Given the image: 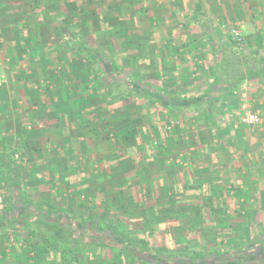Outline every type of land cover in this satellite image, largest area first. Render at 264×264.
I'll return each mask as SVG.
<instances>
[{"label":"rangeland","instance_id":"rangeland-1","mask_svg":"<svg viewBox=\"0 0 264 264\" xmlns=\"http://www.w3.org/2000/svg\"><path fill=\"white\" fill-rule=\"evenodd\" d=\"M52 1L54 7L48 4V0H23L24 4L21 0H0V127L8 139L9 149L13 158L15 154L19 155V159L24 158L20 160L14 158V169L19 172L21 178H27L28 170L34 166L48 172L47 174L51 177L50 181L51 179L57 181L59 178L61 181L62 173L69 176L72 174L73 176L68 178V181H72L70 183L72 187L59 188V195L57 196L68 200L69 205L73 206L76 211L86 212L93 219L97 218L101 222L108 220V216L103 215L104 212L105 214L111 213L112 218L116 219L115 216L117 217L121 210L128 207L124 205V201L130 200V198L129 194L125 193L122 199H110L112 188L114 187L113 177L124 181L125 176L130 173V169L135 165L128 158L117 160L116 163L114 162L116 165L109 166V168L101 162L102 155L106 154L107 149L114 152L115 146L109 136L110 132L107 130H111L108 123V120L111 119L110 114L108 115L109 117L103 119L97 115L98 112H111L113 111L112 108L121 105L125 110L119 117H124L125 119L127 117L126 112L135 109L134 100H122L117 104L107 103L109 99L105 98L104 101L102 97V82L96 78L95 72L86 66L85 61L82 58H73L70 54L71 50L66 46H64L63 52L58 53L56 51V47L62 43L63 38L57 34L53 26L50 16L53 8L64 13L65 23L76 24L78 26L76 31H81L84 39L97 44L106 55L112 57L115 61L123 62L126 67L129 65L131 70L136 69L139 75L145 77L153 85L164 90L167 87L166 91L168 93L181 92L186 93L188 96L199 93L200 88L204 85V80L193 82V80L188 79L175 84L168 81L169 78H163L160 71L166 65L174 70L176 63L172 61V56L169 52L170 46L182 51L181 53L184 54L192 53L196 55V52L198 54L200 51L201 54L194 58L196 59L195 61L205 66H211V54H209L208 45L205 44L202 47L203 43H207L202 30L199 29V24L191 19L190 12L193 8L197 7L200 9L201 18L214 30L220 42L227 46L230 45L232 39L234 40L231 30L235 28L239 32L240 44L247 45L251 43L259 46L263 51L264 27L263 30H259V24L264 23V9L259 5L260 0ZM80 1L83 3L87 13H80V17L77 20L72 19L71 11L78 9ZM179 3H181V6ZM110 5H113L115 9L119 5H123V7L118 13H113L108 8ZM252 9H258L257 12L261 11L263 13L252 19L251 15L254 17L253 14H250ZM40 10L46 13V18L42 20H38ZM34 12H37V15ZM122 23L128 24L129 28L134 27L136 24V26L142 25L145 29H148L147 32L145 31V35L139 31L136 34L137 36H134L137 39V45L135 46L133 40L134 45L132 44V46L135 48H131L127 41H123L122 46L118 45V39H125L124 33H121L119 28V24ZM28 29L31 30L30 34L34 33L36 39L26 37ZM139 41L140 43L138 44ZM110 44H115L116 47L112 56L108 51ZM128 52L140 53L134 65L127 59L126 55ZM181 67H184V65ZM187 67L191 68L192 64L187 65ZM231 93V96L228 94L223 99L222 107H220V114L223 116L220 118L221 126L230 127L229 132H227L232 134L233 130H231V127L239 122L241 115L239 110H241L243 103L242 98L245 104L249 106H253V100H256L255 105L262 107V115H264V80L261 77L246 79L237 90ZM97 105H103L104 108L98 111L95 109ZM157 109L151 108L149 110L155 114V119H159ZM134 116V114H131V117ZM177 116L178 121H174L175 118L171 119L172 121L169 119L171 121L170 127L173 128L179 125L189 145L185 153L180 151L177 156L173 157L172 155L167 158L166 164H168V167H171V164L174 163L182 174L184 172V175L191 177L195 173L197 175L202 174L203 168H205L203 165L207 161L205 157L208 160L210 159L211 165L220 164L219 162L222 159V161L227 162L228 166L234 167V165L241 166V164L243 166L249 165L244 163L246 161L245 154L250 157L255 156L254 161L256 159L258 161L250 174L246 172L242 175L240 172L232 171L223 173L218 171L219 167L216 169L218 174H227L226 176L237 181H243V179L247 181L254 177L257 182L256 186L260 189L258 192L252 193L251 196L255 202L251 201V203L256 206L257 210L262 209L261 211H264V164L261 161L264 154V133L262 132L264 128H259L261 129L259 130L261 133L259 134L260 137L258 136L255 139L252 138L255 137L254 132L240 130L243 139H245L239 148L241 154L235 152V155H227L214 149L208 154L202 148L199 153L201 156L203 154V156H198V160V158L195 159L196 157L194 159L191 157V151L195 150L189 139L192 132L196 129L202 130L210 145L209 149L213 148L214 145V132L200 122L199 115L194 111H178ZM40 132H45L49 136L60 132L63 137H66L65 146L61 144L59 148L64 152L65 157H69L70 160L64 157L58 161V164L61 165V171L59 168L58 170L56 169L57 164L55 168L49 166L50 168L48 169L45 168L48 164H37L34 158L31 159L33 161L31 163L30 157H28V160L26 159V146L21 145L19 148H14V145L17 144L22 136H27L29 140V135H35ZM169 133H164L163 131L160 137L163 138ZM18 136L21 137L17 138ZM129 138V141L135 144H140L142 140V137L136 136L135 138L132 134L129 135ZM155 139V135L149 138V140ZM24 143L28 144V141ZM178 148H180L179 144H177L174 152L179 150ZM38 156H40L39 159L42 162L44 158L41 157V154ZM66 163L67 166H65ZM64 166L67 171H63L62 168ZM259 167L263 169L260 170ZM193 169H195V173ZM105 171L108 173H105ZM215 173L217 172L215 171ZM59 174L60 176L57 177L56 175ZM106 175H110L108 180H104ZM39 179V181H42L44 179L43 175ZM5 186L7 185L4 179V170L0 167V192L3 194L4 205L10 199L9 192ZM51 186L53 185H50L49 189ZM248 190L252 191L251 188ZM246 192L244 190L240 197L245 199L246 196L244 194L246 195ZM107 201H111L114 204L105 209ZM84 203L88 207L87 209L80 207V204ZM3 210H0V212ZM261 211L259 213L255 212V217H264V214L260 213ZM244 218L245 220L241 218V215H237L236 220L231 221L234 227L232 226L233 228H230L228 233L225 234V238H222L226 245L233 243L245 245L247 251L250 247L244 241L251 236L257 235V231L263 221L254 217L247 218L246 215ZM141 219L142 216L129 222L131 231L139 228L138 224ZM35 224L38 223L36 222ZM65 224H67V221L62 219L59 221L58 226L62 227ZM173 226H176L175 222H165L158 227L156 233H152V236L149 237L152 243H158L159 246L162 245L170 250L169 252L172 254L171 257H168L170 264L177 263L178 259L173 253L180 250L182 245H191L199 252H212L213 249L219 247L218 244L220 242H216L209 233L197 236L198 232L190 233L183 231V229L174 231L172 229ZM93 228L87 232L76 228L73 231L74 236H82L84 239L94 238L100 232L95 231ZM100 228L98 230H101ZM1 232L0 239L4 237L5 243H7L8 239L9 241L12 240L11 242L8 241L11 247H8V245L5 249H13L12 244L16 243L17 239L22 243L23 248L27 247L28 244H24L23 234L15 233L12 230ZM180 234L188 239L184 244L175 241V238ZM102 236L106 242L117 244L118 240L115 237L113 238L109 232H105ZM3 243L0 240V252L5 255V249H1ZM261 245L259 241H256L251 248L252 250L255 248L262 249ZM224 247L226 246H220V252H223ZM32 252L33 250H29V256L34 258V252L31 254ZM90 252L85 253L88 258H84L81 264H94L95 262L93 261L99 255L103 257L117 256L114 249H107V247H99L98 252L93 250ZM27 255L26 252H23V256L27 257ZM49 257H52V255H49ZM143 257H147V254H144ZM53 258L55 257L53 256ZM187 263L189 264L190 262Z\"/></svg>","mask_w":264,"mask_h":264},{"label":"trees","instance_id":"trees-1","mask_svg":"<svg viewBox=\"0 0 264 264\" xmlns=\"http://www.w3.org/2000/svg\"><path fill=\"white\" fill-rule=\"evenodd\" d=\"M21 1L23 3V0ZM48 4L54 7L52 0H48ZM179 5L181 6V3ZM260 6L264 9V0L263 2L261 0ZM122 7L123 5H119L115 9L113 5H110L108 8L113 13H118ZM257 10L252 9L250 11V14L254 15V17L251 15L252 19L263 13L257 12ZM71 12L72 19L75 20L80 17V13H87L81 1L78 4V9ZM34 13L37 15V12ZM190 14L191 18L199 24V29L205 36L207 43H203L202 47L205 44L208 45L209 54H211V66H205L195 60H181L179 64L184 65V67L179 65L178 73L167 65L162 67L160 73L163 78H169L168 81L175 84L188 79L193 80V82L204 80L200 92L193 96L181 92L168 93L167 87L164 90L153 85L152 82L139 75L136 69L131 70L129 65L126 67L123 62L115 61L106 55L97 44L84 39L81 31H76L78 26L65 23L64 13L53 8L50 16L54 29L63 38L62 43L56 47V51L58 53L63 52L64 46H66L71 50L70 54L73 58H82L85 61L86 66L91 68L95 72L96 78L102 82V97L104 101L105 98L109 99L107 103L117 104L122 100H134L135 109L128 110L125 119L119 117L125 110L121 105L112 108L113 111L108 113L98 112L97 116L101 119L110 116L111 119L108 120V123L111 130H107L110 132L109 136L116 149L113 153L103 156L101 162L105 166H114L117 160L128 158L135 166L130 169V173L125 176L124 181L113 177L114 187L110 199H122L125 193H128L130 198L124 202V205L128 207L121 210L119 215L115 216L116 219L112 218L111 213L105 214V212L103 215L108 216V220L103 222L97 218L71 215V222L75 223V227L74 224L72 226L65 224L60 227L58 226L60 221L58 218L50 221L46 215H42L38 219L39 221H36L38 224H35L36 222L27 218L23 219L14 213L9 204L2 217L5 227L24 229L31 238L26 242L28 245L25 249L26 253L33 250L34 258L25 256V261L31 262V264H81L84 258H88L85 253H91V250L98 252L99 247H107V249H114L117 256L103 257L99 255L93 261L94 264H170L168 260V257L172 255L170 250L162 245L159 246L158 243H152L149 237L152 236V233H156L161 224L175 222L176 226L172 227L174 231L183 229V231L190 233L198 232L197 236L209 233L216 242H220L219 247L213 249L212 252H199L191 245H182L180 250L173 253L178 259L176 264H188L187 262H190L189 264H217L219 262L221 264H264V230L244 241L250 247L247 251L245 245H241V243L226 245L223 242L225 234L230 229L227 225L226 212L233 211L231 206L238 194V188H229V180L226 181L224 177L218 174V167L225 165L226 162L221 159L220 164L211 165L210 159L205 157L207 161L203 165L205 168H203L202 174L197 175L193 169L196 175L191 177L184 175V172L182 174L174 163L171 164V167L166 164L169 156L175 157L180 151L185 153L189 145L179 125L170 127L171 119L175 118L174 121H178V111L196 112L200 122L214 132V145L210 149L202 130L196 129L192 132L189 139L192 142L190 144L195 149L191 151L193 159L196 157L195 159L198 158L199 160V157L203 156L199 153L202 148L208 154L213 149L230 154L231 148H234L236 143L231 138L222 139L223 135L221 134L225 135L230 129V127L221 126L219 121L223 99L225 95L237 90L246 79L264 76V51L259 46L251 43L240 44L235 39H232L230 45L227 46L219 41L214 30L201 18L200 12L191 11ZM43 18H46V13L40 10L38 20ZM127 25L125 23L119 24L120 32L124 33L125 39H118V45L122 46V42L127 41L131 48H135L132 46L133 40L135 46L137 45V39L134 36H137L139 31L145 35V31L147 32L148 29L142 25L136 26L135 24L131 28ZM263 27L264 23H260L259 30H263ZM30 33L31 30L28 29L26 37L36 39L34 33ZM115 48V44H110L108 47L111 56ZM139 54L128 52L126 56L134 65ZM189 63L192 64L191 68L187 67L190 65ZM102 108H104L103 105H97L95 109L99 111ZM151 108H158L157 116L159 115V119L154 118L155 114L149 111ZM131 114L135 116L131 117ZM161 131L170 133L161 138ZM130 134L135 138L136 136L142 137L140 144L130 142ZM154 135L156 139L149 140ZM177 144L180 148L174 152ZM0 167L4 170V179L12 194L14 188L21 186V178L19 172L14 169V158L9 149L8 139L1 127ZM109 177L110 175H106L104 180H108ZM228 194H231L232 197L230 203L227 204L224 199L227 198ZM20 197L24 198L21 191ZM27 198L24 201V206L31 203ZM111 204L114 203L107 201L105 209L111 207ZM82 207L87 208L84 205ZM48 208L53 213L52 207ZM40 210L36 209V211ZM59 211L65 213L62 209ZM141 216L139 228L131 231L129 222ZM16 222L19 224L16 225ZM76 227L85 232L94 227L93 229L100 233L94 238L84 239L82 236H74L73 231ZM99 227L101 230H98ZM105 232H109L113 238L115 237L118 240L117 244L106 242L102 236ZM187 240L181 234L175 238L177 243L184 244ZM256 241L262 244V249L255 248L252 250L251 246ZM220 244L226 246L223 252H220ZM144 254H147V257H143ZM16 257L17 255L15 260L20 258Z\"/></svg>","mask_w":264,"mask_h":264},{"label":"crops","instance_id":"crops-1","mask_svg":"<svg viewBox=\"0 0 264 264\" xmlns=\"http://www.w3.org/2000/svg\"><path fill=\"white\" fill-rule=\"evenodd\" d=\"M260 3H261V0H260ZM260 3H259V5H260ZM190 10H191V8H190ZM199 10H200L199 8L194 7L192 12H194V11L200 12ZM204 38H205V36H204ZM172 46H174V45H172ZM169 52L171 53L172 61L176 63L175 67H174V71L176 73H178L177 71H179L178 67L180 65L179 63L181 60L191 61L201 54L200 51L198 52V54L196 52V55L192 54V53H191L192 55L190 53L184 54V53H181L182 51H178L176 48H172L171 46L169 48ZM192 52H194V51H192ZM194 60H196V59H194ZM255 77H257V76H255ZM255 77H253V78H255ZM261 78L264 80V76ZM229 95L231 96L232 93H230ZM255 101L256 100H253V106L252 107L259 109L260 115H261V122L256 127L246 126V125L238 122L235 126L231 127V130H233L232 134L228 133L229 131L225 135L223 134L222 139L231 138V140H233L236 143V146H234V148H231V151H230L231 155H235V152H239V154H241V150L239 148H240V145L243 144L244 140H245V139H243V137L241 135V132H240L241 129H243L244 131L254 132L255 137H252V138L255 139L258 136L260 137L259 134H261V133L259 132V130L264 128V115H262L263 114L262 109H261L262 107H260L259 105H255L256 104ZM254 105H255V107H254ZM239 111L241 112V110H239ZM222 116L223 115L219 114L220 123H221ZM257 127H258V129H256ZM259 128H261V129H259ZM262 132L264 133V131H262ZM20 137L21 136H18L17 138H20ZM65 139H66V137L65 136L63 137V135H61L60 132L58 134H53L52 136L51 135L49 136L45 132L44 133L40 132V133L35 134V135H29V140L27 139V136L26 137L22 136L21 139L18 141L20 143L18 144V142H17V144L14 145L15 146L14 148H19V146L21 147V145L26 146L27 147L26 148V150H27V152H26L27 158L26 159L28 160V157H30L31 163H33V161L31 159L34 158V161H36L37 164H41V163L45 164V165L48 164L45 168L49 169L50 168L49 166H52V168H55L57 166L56 169L58 170V168H59V170H60L61 165L58 164L59 163L58 161H60L62 158H64L65 154H64V152H62V150L59 148V146L61 144L62 145L64 144L63 146H65V143H66ZM26 141H28V144L30 142L29 146L27 143H24ZM115 150L116 149H114V151ZM111 153H113V151L107 149L106 154H104L102 156H105V155L111 154ZM40 154H41V157L44 158V160L42 162L39 159L40 156H38ZM227 155H229V153ZM245 156H246V161L244 163L245 164L247 163L249 165L246 164L247 166H243L241 164V166L234 165V167H232L231 165L228 166L227 162H226L225 165L219 166L218 171L223 172V173L224 172L226 173L227 171L228 172L229 171L230 172L231 171L232 172H240L242 175L245 174L246 172H249V174H250L254 170L253 167H255L258 159H256V161H254L255 156L250 157L249 155L247 156V154H245ZM65 158L70 160L69 157H65ZM97 160H99V159H97ZM261 161H262V164H264V154L262 155ZM96 163H97V161H96ZM65 166H67V163ZM65 166L62 168L63 171H67ZM97 168H98V166H97ZM108 168H109V166H108ZM228 168H230V169H228ZM259 168H260V170L263 169L261 167H259ZM28 172H29V174L27 173L28 177L27 178L25 177V179L21 178V175H20V178H21V180H20L21 186L20 187L21 188L17 186L16 188H14L12 190V194L8 190L7 186H5L7 191L9 192V195H10V199H9L10 201L8 200V202H6L4 210L0 212V235L2 233L1 231L8 232L9 230H12L15 233L17 232V233L23 234L24 244H26V242L31 239L29 237V235H27V233L24 229L18 230L16 228L5 227V222H3L2 217H3L4 213L6 212V207L9 204L11 205L14 213H17L19 216H21V218H23V219L27 218L32 222L39 221L38 219L40 217H42V215L43 216L46 215V217L50 221L51 220L53 221L54 219L57 220V218L59 220L64 219L65 221H67L68 225L72 226V224H74V227H75V223L71 222V215H78V216H84V217H90V218L92 217V216L88 215V213H86V212L76 211L73 208V206L69 205L70 203L68 200L61 199L59 196H57V195H59V191H58L59 188L61 189V188H66V187H72V184H70L72 181L71 182L68 181L69 180L68 178L70 176H73L72 174H70V176H69V175H65V173H62L61 174V176H62L61 181H60V178L57 179V181L55 179H51V181H50L51 177H49V175L47 174L48 172H46L45 170H40L36 166H34L33 168H30L28 170ZM105 173H108V172L105 171ZM223 173L222 174L220 173L221 177H224V179H226V181L229 180V182H230L228 187L229 188L230 187H237L238 188V194L234 198L233 205L231 206V207H233V211L226 212V215H227L226 219H228V223L230 222L229 224L227 223L228 227L229 228L234 227L231 221L236 220L237 215H241V218L244 220H245V218H244L245 215L247 218H252V217L258 218V217H255V212L259 213V211H261L262 209L257 210L256 206H253V203H251V201H254L252 199L253 197L251 196L252 193H255V191L258 192L260 189L258 186H256L257 182L254 179V177H252L253 179L247 180V181H246V179H243V181H237L236 179H232L231 177L226 176L227 174H223ZM42 175H43L45 180L43 179L42 181H39L40 180L39 178H41ZM80 175H81V173H80ZM56 176L59 177L60 174L56 175ZM50 185H53V186H51V188L49 189ZM249 188H251L252 191H249L248 190ZM244 190L247 191L246 195L244 194V196H246L245 199L240 197L241 193H243ZM20 191L24 195V198H23L24 200L20 197ZM26 197H28L27 199H29L31 201V203L28 206H24V201H25ZM226 197L227 198H225L224 201H226L225 203L228 204V203H230L232 195L228 194V196H226ZM57 198H59V199H57ZM124 202H126V200ZM82 205L85 206V203L80 204L81 208H82ZM248 205H251V206H248ZM48 207H52L53 213L50 212V210H48L49 209ZM37 208H38V210H40V209L41 210L36 211ZM87 208H84V209H87ZM60 209H62L65 213L64 214L61 213L59 211ZM254 210H256V211H254ZM35 211H36V213H35ZM260 213L264 214V211H261ZM258 220H262L263 222L261 223V227L257 231V233H259L260 231L262 232V230H264V217L261 216L260 218H258ZM18 224L19 223L16 222V225H18ZM74 230H76V229H74ZM0 240H2V242H4L3 245L1 246L2 250H4L6 248V246H8V245H9L8 247H11L10 244L8 243L9 239L6 241L7 243H5L4 237H3V239H0ZM11 241L12 240H10L9 242H11ZM12 246H13V249H10V250L5 249V251H6L5 255L0 252V264H31V262L25 261V256H23V252H26V249H25L26 247L23 248L22 243L18 239L16 240V243L12 244ZM27 254H28L27 256H29V252ZM31 254H33V252ZM16 255H17V257H20V258L15 260ZM4 256H6V257L4 258Z\"/></svg>","mask_w":264,"mask_h":264},{"label":"built area","instance_id":"built-area-1","mask_svg":"<svg viewBox=\"0 0 264 264\" xmlns=\"http://www.w3.org/2000/svg\"><path fill=\"white\" fill-rule=\"evenodd\" d=\"M231 32L233 38L239 43L240 42L239 32L236 31L235 28H232ZM242 102L243 103L241 105V115L239 117V122L241 124L251 127L258 125L261 122V115L259 109L253 108L252 106L245 104L243 98H242ZM14 158L19 159V155L15 154ZM20 159H24V158H20ZM4 207L5 205H4L3 194L0 192V210H3Z\"/></svg>","mask_w":264,"mask_h":264}]
</instances>
